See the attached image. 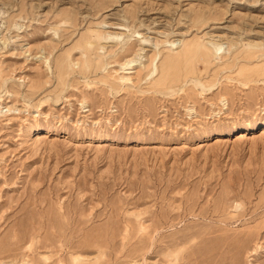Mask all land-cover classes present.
I'll return each instance as SVG.
<instances>
[{
	"label": "rangeland",
	"instance_id": "1",
	"mask_svg": "<svg viewBox=\"0 0 264 264\" xmlns=\"http://www.w3.org/2000/svg\"><path fill=\"white\" fill-rule=\"evenodd\" d=\"M0 264H264V0H0Z\"/></svg>",
	"mask_w": 264,
	"mask_h": 264
},
{
	"label": "bare ground",
	"instance_id": "2",
	"mask_svg": "<svg viewBox=\"0 0 264 264\" xmlns=\"http://www.w3.org/2000/svg\"><path fill=\"white\" fill-rule=\"evenodd\" d=\"M135 61L134 60H129L128 62H126V65L127 66H129V65H131V64H133ZM8 110H10V109H8ZM248 125V124H247ZM250 125V124H249Z\"/></svg>",
	"mask_w": 264,
	"mask_h": 264
}]
</instances>
